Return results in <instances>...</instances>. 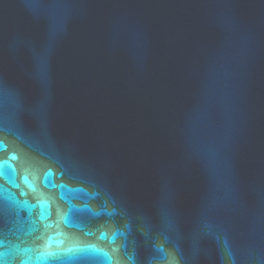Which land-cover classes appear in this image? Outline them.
Masks as SVG:
<instances>
[{
    "label": "water",
    "instance_id": "95a60500",
    "mask_svg": "<svg viewBox=\"0 0 264 264\" xmlns=\"http://www.w3.org/2000/svg\"><path fill=\"white\" fill-rule=\"evenodd\" d=\"M8 264H264V0H0Z\"/></svg>",
    "mask_w": 264,
    "mask_h": 264
},
{
    "label": "snow or ice",
    "instance_id": "6c2138e0",
    "mask_svg": "<svg viewBox=\"0 0 264 264\" xmlns=\"http://www.w3.org/2000/svg\"><path fill=\"white\" fill-rule=\"evenodd\" d=\"M9 255L7 251H0V264H8L5 257ZM21 264H27V261H22Z\"/></svg>",
    "mask_w": 264,
    "mask_h": 264
}]
</instances>
